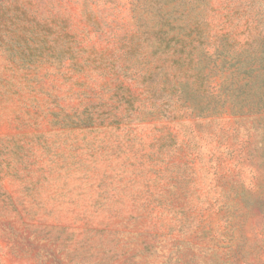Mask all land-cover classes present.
<instances>
[{
	"label": "rangeland",
	"instance_id": "374dc122",
	"mask_svg": "<svg viewBox=\"0 0 264 264\" xmlns=\"http://www.w3.org/2000/svg\"><path fill=\"white\" fill-rule=\"evenodd\" d=\"M0 264H264V0H0Z\"/></svg>",
	"mask_w": 264,
	"mask_h": 264
},
{
	"label": "trees",
	"instance_id": "16d2710c",
	"mask_svg": "<svg viewBox=\"0 0 264 264\" xmlns=\"http://www.w3.org/2000/svg\"><path fill=\"white\" fill-rule=\"evenodd\" d=\"M65 34H66L67 37H70L69 34H67L66 32H65ZM60 40H61V38L58 37L57 41L59 42ZM50 48H51L52 50H54V52L57 53V56H59V57H60L61 55H64V53H71V52H72V55H75V53H76V51H75L74 49H72V48H70V47H66V46H65V48H61V50L58 49V48H55V46H54V47L50 46ZM42 51H46V50L44 49V47L41 49L40 53H41ZM32 53H35V52H32ZM72 57H73V56H72Z\"/></svg>",
	"mask_w": 264,
	"mask_h": 264
}]
</instances>
